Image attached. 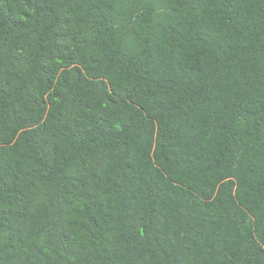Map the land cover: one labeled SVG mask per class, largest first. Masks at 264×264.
Here are the masks:
<instances>
[{
    "label": "trees",
    "instance_id": "obj_1",
    "mask_svg": "<svg viewBox=\"0 0 264 264\" xmlns=\"http://www.w3.org/2000/svg\"><path fill=\"white\" fill-rule=\"evenodd\" d=\"M0 264H264V0H0Z\"/></svg>",
    "mask_w": 264,
    "mask_h": 264
}]
</instances>
